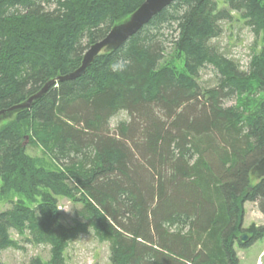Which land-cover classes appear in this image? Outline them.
I'll list each match as a JSON object with an SVG mask.
<instances>
[{
	"label": "trees",
	"instance_id": "1",
	"mask_svg": "<svg viewBox=\"0 0 264 264\" xmlns=\"http://www.w3.org/2000/svg\"><path fill=\"white\" fill-rule=\"evenodd\" d=\"M143 2L0 0V110L76 70ZM233 11L264 33V0H176L83 75L13 112L0 126V192L31 205L0 212V254L21 248L11 230L29 232L50 258L28 264H66L70 242L92 229L110 243L111 264H241L245 202L264 214V177L252 176L264 157V43L246 71L211 44ZM208 65L219 81L203 87ZM120 112L128 118L112 129ZM62 198L83 204V220L64 222ZM247 230L245 249L264 238V226Z\"/></svg>",
	"mask_w": 264,
	"mask_h": 264
},
{
	"label": "rangeland",
	"instance_id": "2",
	"mask_svg": "<svg viewBox=\"0 0 264 264\" xmlns=\"http://www.w3.org/2000/svg\"><path fill=\"white\" fill-rule=\"evenodd\" d=\"M233 19L222 22L223 32L217 38L211 40L217 50L229 58L237 62L242 70L249 68L250 61L255 57L256 53L261 49L264 43V33L256 35L245 24L240 13L233 11ZM108 49L103 50V52ZM219 77L217 70L208 65L200 72L199 82L203 87H212L218 84ZM234 101H229L227 104H234ZM13 113L3 116L0 119L2 126L9 118H12ZM125 112H120L112 119L111 128L115 129L118 122L127 119ZM27 152L39 159H42L50 168L57 166L55 161H52L45 150L38 144L27 143ZM253 182H258L262 177L257 173L252 172ZM22 199L26 204L31 205L30 200L22 193L11 191L7 194L0 192V212L12 206L14 201ZM59 208L63 214L64 222L67 225H73L76 220H83L78 214L83 208V204L75 202L69 198H62L59 202ZM245 216L243 227L244 230L239 233V236L244 233L250 238L251 233L248 228L252 225L256 227L264 226V214L260 211L258 203L247 201L244 204ZM13 238L20 242L21 248H8L1 252V261L7 264H28L32 257L40 256L48 261L50 258V246L45 244H35L27 240L29 232L25 235H20L17 231L11 230ZM240 240V239H239ZM238 240V241H239ZM236 243V250L241 264H264V238L256 240L249 248H241ZM241 241V240H240ZM110 243L100 241L95 232L90 229L87 234L80 235L76 240L70 242L66 250V264H111L110 261Z\"/></svg>",
	"mask_w": 264,
	"mask_h": 264
},
{
	"label": "water",
	"instance_id": "3",
	"mask_svg": "<svg viewBox=\"0 0 264 264\" xmlns=\"http://www.w3.org/2000/svg\"><path fill=\"white\" fill-rule=\"evenodd\" d=\"M176 0H144V2L125 20L115 24L101 40L93 43L85 52L81 65L74 71L58 76L46 83V85L36 94L32 95L26 101L16 104L8 109L0 110V119L14 111L30 108L32 103L39 99L48 87L56 80L74 79L83 75L94 58L103 52V50H115L128 41L141 28L148 24L157 14L166 9ZM252 172L257 173L260 177H264V157H262L254 166ZM243 242H247L250 238L247 234L239 236Z\"/></svg>",
	"mask_w": 264,
	"mask_h": 264
},
{
	"label": "bare ground",
	"instance_id": "4",
	"mask_svg": "<svg viewBox=\"0 0 264 264\" xmlns=\"http://www.w3.org/2000/svg\"><path fill=\"white\" fill-rule=\"evenodd\" d=\"M58 81V80H57Z\"/></svg>",
	"mask_w": 264,
	"mask_h": 264
}]
</instances>
